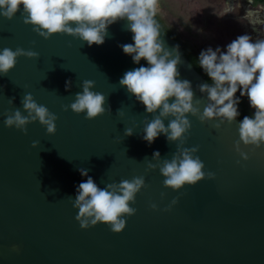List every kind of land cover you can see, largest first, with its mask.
I'll use <instances>...</instances> for the list:
<instances>
[{"label": "water", "instance_id": "1", "mask_svg": "<svg viewBox=\"0 0 264 264\" xmlns=\"http://www.w3.org/2000/svg\"><path fill=\"white\" fill-rule=\"evenodd\" d=\"M22 11L21 5L11 20L0 16V50L38 54L18 57L14 69L0 75V264H264V145L241 143L245 161L235 147L238 119L229 124L189 116L183 147L198 148L205 179L178 191L165 188L159 169L147 164L157 163L155 151L161 161L171 159L177 144L164 135L151 145L142 139L152 114L119 83L140 66L121 48L132 43L127 22L110 25L104 44L89 47L62 34L41 38L24 24ZM159 23L166 46L179 48V78L191 82L202 113L207 99L199 86L208 81ZM85 80L106 97L105 114L94 120L64 110ZM29 93L57 116L54 135L38 121L27 125L26 134L5 126L6 114L23 111L21 101ZM126 128L133 135L125 136ZM81 169L100 187L144 178L145 187L130 205L135 214L125 217L121 233L105 224L80 227L73 205L86 180Z\"/></svg>", "mask_w": 264, "mask_h": 264}, {"label": "clouds", "instance_id": "2", "mask_svg": "<svg viewBox=\"0 0 264 264\" xmlns=\"http://www.w3.org/2000/svg\"><path fill=\"white\" fill-rule=\"evenodd\" d=\"M21 5L24 24L31 25L45 40L62 34L86 42L89 47L99 46L104 44L110 25L118 20L127 22L132 43L123 44L121 48L134 64L140 66L127 71L119 83L144 106L146 113L152 114L153 118L145 121L142 139L151 145L164 135L169 143L177 144L171 159L161 161L159 151H155L153 160L157 163L147 164L149 170L159 169L165 188L178 191L205 179V166L195 155L198 148L183 147L191 129L189 116L198 117L201 122L231 124L240 116V98L247 97L254 111L238 122L240 139L236 151L246 161L248 156L240 150L241 143L255 148L264 145V38L253 40L249 34H242L223 50L219 46L201 50L196 60L208 77V83L199 86L200 93L207 99L201 113L191 82L179 78L178 46L170 50L161 39L162 28L157 20L159 0H0V16L13 19ZM237 6L228 0L224 13H232ZM241 19H246L254 31L255 26H264V15L257 9H246ZM21 56L34 59L38 54L20 48L0 50V75H7L14 69ZM142 60L146 66L141 65ZM70 87L69 81L66 88ZM94 87L93 81H83L82 91L76 93L75 99L64 110L83 114L88 120L105 114L106 97L93 91ZM21 104L23 111L16 108L6 114V127H14L26 134L27 125L38 121L48 135L55 134L57 116L46 106L38 104L30 93L24 95ZM107 110L111 111L110 107ZM165 120H168L167 127ZM215 127L219 128L220 124ZM131 135L133 130L126 128L125 136ZM37 146V142H33L32 147ZM80 174L86 180L78 185L73 205L78 210L76 220L80 227L87 229L105 224L113 233H121L126 226L125 217L135 214L136 210L130 205L145 187L144 178L134 177L100 187L86 169H81ZM207 178L213 179L214 174L207 173ZM175 203L173 200L172 204ZM152 207L155 210L156 205Z\"/></svg>", "mask_w": 264, "mask_h": 264}, {"label": "rangeland", "instance_id": "3", "mask_svg": "<svg viewBox=\"0 0 264 264\" xmlns=\"http://www.w3.org/2000/svg\"><path fill=\"white\" fill-rule=\"evenodd\" d=\"M238 5L230 14L224 9L228 0H159V19L172 27L182 42L194 46L199 52L208 47L222 50L237 36L249 34L253 40L264 38V26L249 25L241 19L248 8L257 9L264 15V6H254L253 0H230Z\"/></svg>", "mask_w": 264, "mask_h": 264}, {"label": "trees", "instance_id": "4", "mask_svg": "<svg viewBox=\"0 0 264 264\" xmlns=\"http://www.w3.org/2000/svg\"><path fill=\"white\" fill-rule=\"evenodd\" d=\"M253 5L254 6H259V5L264 6V0H253ZM158 19H159V17H158ZM159 21L161 22L165 31L167 32V34L171 38L178 40L182 43V45L185 49L186 57L188 58V60L192 63L194 68L208 81V77L198 67V61L196 60L198 58L200 52L194 46L190 45L189 43L182 42L180 39V36L172 27L166 26L160 19H159ZM236 95L239 96V92H237ZM240 100H241V102L238 106L240 116L237 118L238 120H242L244 116L251 115L252 112L254 111L253 109L250 108L247 97H241Z\"/></svg>", "mask_w": 264, "mask_h": 264}]
</instances>
